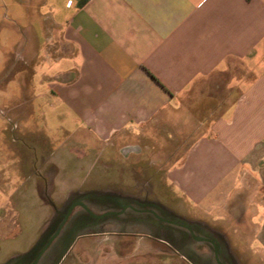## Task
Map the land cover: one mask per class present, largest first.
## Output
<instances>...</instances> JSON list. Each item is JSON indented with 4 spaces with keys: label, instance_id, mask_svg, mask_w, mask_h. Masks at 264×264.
<instances>
[{
    "label": "crops",
    "instance_id": "0c3cea01",
    "mask_svg": "<svg viewBox=\"0 0 264 264\" xmlns=\"http://www.w3.org/2000/svg\"><path fill=\"white\" fill-rule=\"evenodd\" d=\"M35 15L19 70L16 53L0 77V116L11 123L0 119V236L8 239V218L32 210L41 220L26 251L0 264H31L76 202L95 215L139 205L138 189L78 197L87 175L60 199L62 169L115 164L133 180L141 162L163 170L198 216L238 234L245 227L264 256V0H42ZM171 131L186 137L181 156L157 167ZM111 219L75 207L38 264H59L89 235L122 236L128 225Z\"/></svg>",
    "mask_w": 264,
    "mask_h": 264
},
{
    "label": "rangeland",
    "instance_id": "374dc122",
    "mask_svg": "<svg viewBox=\"0 0 264 264\" xmlns=\"http://www.w3.org/2000/svg\"><path fill=\"white\" fill-rule=\"evenodd\" d=\"M41 2L42 0H0V77H3L4 67L13 63L16 53L18 56L14 67L19 70L21 66L20 50L26 46L27 37L36 32L38 19L35 10ZM15 75L16 72H13L12 77ZM8 82L10 83V81L5 82L4 87L9 86ZM3 107L4 105H0V109ZM0 119L2 120L1 116ZM2 121L6 127L11 125L4 117ZM194 127L195 123L188 121L182 125L184 131L182 133L189 137ZM15 133L16 135L20 134V127L16 128ZM173 134L172 131L166 132V139L170 141L171 145L168 143L169 145L160 147L165 154L155 155L157 167L159 166V158L162 156H171V162L181 156L180 153L174 151L183 145L186 137L177 139L173 137ZM40 140H43V137ZM9 142L11 145H20L15 137H11ZM169 150H172V154H167ZM146 165L147 162L140 163L139 178L133 180L132 176H135L130 171L128 178L125 169L118 171L115 164H110V168L103 173L99 165L94 169L82 171L62 169L61 179L65 182L59 188L58 197L64 198L83 175H87L89 178L87 180L82 179L85 180V184L77 187V196L86 200H90L92 196L91 193H87L90 190L114 192L123 189L124 192L131 193L132 189L134 192L138 189L140 208L155 209L157 212H161L164 217L186 221L191 224L196 236L213 239L217 244L228 245L229 251H218L217 249V253H220L218 259L222 263L228 264L230 261V264H264V256L258 250L257 244L250 245L249 238L252 235L248 233L245 227L238 228L240 231L238 234L231 227L212 223L198 216L191 206L174 194L164 183L163 170L157 168L146 171L143 169ZM122 174L125 181L123 185L120 184ZM132 181L134 186H132ZM136 183L138 184L136 185ZM25 190L26 187H22V191ZM87 202L91 204V201ZM134 203L136 206L137 202ZM95 204L100 208V202ZM28 214L29 216L23 219L8 218V239L6 240L3 235L0 236L2 237L0 240V261L8 258L11 253L25 252L30 242L35 238L41 220L40 214H35L32 210ZM82 221L84 222L83 219ZM107 221H113L112 226L115 229H117L115 221L118 223L121 221L130 227L125 226V228H121L122 231L119 229L120 232L118 233L122 236L113 234L108 237L89 235V237L79 240L59 264H216L214 261L215 250L208 244L194 242L185 230L164 226L152 217L131 212H127L119 220ZM102 224L101 222L100 225ZM86 234L89 233L79 236ZM128 234H132V236H128ZM144 235H148V237ZM159 242H164L167 245ZM56 261L58 262L59 259Z\"/></svg>",
    "mask_w": 264,
    "mask_h": 264
},
{
    "label": "water",
    "instance_id": "95a60500",
    "mask_svg": "<svg viewBox=\"0 0 264 264\" xmlns=\"http://www.w3.org/2000/svg\"><path fill=\"white\" fill-rule=\"evenodd\" d=\"M75 207L82 208L91 217V219H93L97 222L101 221V220H105V219L118 218V217L122 216L123 214H125L126 211H130V212L137 214V215H145V216L152 217L156 222H158L159 224H163L164 226H171V227H175V228L185 230L189 234L190 238L196 243H205V244L210 245L215 250V254H214L215 255L214 260L216 261L215 263L216 264H224L218 259L217 243L213 239L196 236L193 232L191 224H189L186 221H183V220L177 219V218L175 219V218H171V217H164L161 214V212H157L155 209L140 208L141 207L140 204L136 205V206H132V205L127 204V205H124L118 211H109V212L103 213L101 215H95L89 209H87V207L81 202H76L69 207L66 215H64V217L62 218V220H61L60 224L58 225V227L56 228L55 232L46 241V243L44 244L42 249L38 252L34 261L31 264H38L39 263L41 258L45 255V253L52 246L53 242L59 237L62 229L64 228L67 221L69 220V217H70V215H71V213ZM66 251H64L62 253L59 260H61L63 258Z\"/></svg>",
    "mask_w": 264,
    "mask_h": 264
},
{
    "label": "flooded vegetation",
    "instance_id": "af4514ba",
    "mask_svg": "<svg viewBox=\"0 0 264 264\" xmlns=\"http://www.w3.org/2000/svg\"><path fill=\"white\" fill-rule=\"evenodd\" d=\"M215 261V260H214Z\"/></svg>",
    "mask_w": 264,
    "mask_h": 264
}]
</instances>
